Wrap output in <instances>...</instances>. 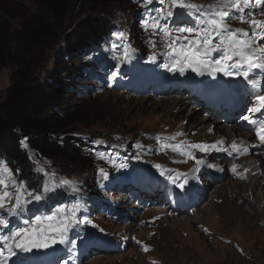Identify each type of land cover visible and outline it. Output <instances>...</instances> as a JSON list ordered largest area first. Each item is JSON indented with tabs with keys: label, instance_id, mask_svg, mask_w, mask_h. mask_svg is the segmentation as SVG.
Returning <instances> with one entry per match:
<instances>
[{
	"label": "rangeland",
	"instance_id": "obj_1",
	"mask_svg": "<svg viewBox=\"0 0 264 264\" xmlns=\"http://www.w3.org/2000/svg\"><path fill=\"white\" fill-rule=\"evenodd\" d=\"M6 1L0 0V9L6 8ZM21 2L30 13L38 9L33 0ZM191 2L221 5L208 11L227 12L225 22L232 29L248 31L250 36L252 26L247 21L264 20V7H255V0H247L250 7L242 13L232 4L242 7L243 0H231L228 7H223L225 0ZM159 7L156 0L147 8L145 0L111 2L105 9L86 7L83 12L75 11L61 20L55 41L45 46L27 44L28 73L42 83L55 80L61 84L66 68L74 73L70 77L76 90L74 100L88 115L86 123L74 134L92 139L83 152L90 159L89 166L79 164L59 172L45 156L40 155L36 160L45 172L54 173L51 179L57 185L61 180L71 181L77 189L74 192L88 198V203L81 205L76 213L77 225L91 232L105 226H112L116 231L113 243L118 246L117 250L96 256L93 253L83 263L78 260L77 252L71 250L64 259L60 257L57 264H264V173L250 177L245 168L247 157L235 152L232 155L216 150H210L206 155L205 152L195 153L196 159L205 161L197 165L194 159L169 147L181 142L185 147L197 143L211 145L221 140L223 144L218 147L229 151L233 142L247 147L246 142L256 135L253 128L239 123V115H248V109H251V106L246 107L248 102L245 100L250 85L242 76L227 77L217 73L216 76L205 74L191 79L190 69L183 75L168 71L164 66L168 61L161 55L164 51L162 34L144 27V21L155 15L150 10ZM126 8H132L131 13ZM179 11L182 10H174L173 19ZM241 16L244 22L239 19ZM87 17H98L118 29L110 49L99 54L110 63L111 73L104 77L96 75L100 73L99 67L93 68L95 75L77 69L73 55L67 63L63 61L70 54L68 46L81 38L78 33ZM184 19L190 22L187 26L194 23L191 16L186 15ZM180 26L185 25L181 23ZM170 27L174 25L170 24ZM21 29L22 19L16 17L11 22V30ZM151 42H155V48ZM258 45L264 46L259 41ZM125 46L135 51L130 59L121 63ZM89 51L82 49L80 53ZM154 52L157 60L152 62L149 57ZM17 69L16 64L0 67V97L10 87ZM144 70L154 79L150 83L141 79L144 82L141 89L131 88V78L138 84ZM253 72L259 74V70ZM253 72H250V78ZM178 81L185 86L179 85ZM167 85H173L172 94L167 95L163 90ZM257 94H264V91L255 94L256 104ZM189 96H194L195 100L190 101ZM207 99L228 102L231 112L237 115L233 124L214 117L213 110L205 104ZM239 140L243 142L240 144ZM137 144L141 147H136ZM121 164L125 167H119ZM156 164L166 165L167 169L174 170L173 174L180 172L189 177L185 192L172 190L185 177H175L177 183L173 184L167 178V172L161 175ZM209 165L218 173L201 184L195 174L200 171V166L208 168ZM233 165L237 166L235 173ZM100 169L108 173V179L103 178ZM150 179L151 182L154 179L161 181L151 184ZM167 190L176 198L166 195ZM201 199L205 204L198 209L195 203H200ZM31 204L20 219H29L36 214L29 212ZM158 209L164 213L157 214ZM83 211L89 215L86 220L77 215ZM10 219L9 228L23 226L20 219ZM6 232L2 230L0 234ZM64 245L40 249L33 258L39 261L53 259ZM9 264H23L20 252Z\"/></svg>",
	"mask_w": 264,
	"mask_h": 264
},
{
	"label": "snow or ice",
	"instance_id": "obj_2",
	"mask_svg": "<svg viewBox=\"0 0 264 264\" xmlns=\"http://www.w3.org/2000/svg\"><path fill=\"white\" fill-rule=\"evenodd\" d=\"M153 2L154 0H145V7L147 8ZM156 2L160 7L150 10L155 12V15L144 21V27L145 29L151 28L154 33L162 34L164 51L161 55L168 61L164 65L168 71L179 72L183 75L190 69L199 76L205 74L216 76L217 73H222L227 77L242 76L253 90L264 91V46L258 45V41L264 44V20L253 18L247 21L252 26L250 36L248 31L239 28L232 29L225 22L227 12L208 11L221 7L219 4L197 5L191 0H156ZM230 2L231 0H225L223 7H228ZM232 6L237 7L241 13L250 7L247 0H243L242 7L237 4H232ZM254 6L264 7V0H255ZM175 9L182 11L175 12V19H173ZM186 15L191 16L194 21L191 26H187L190 22L184 19ZM239 19L244 22L243 16ZM181 23L185 26H180ZM170 24L174 27H170ZM151 43L155 48V42ZM134 51L130 46H125L120 62L123 63L125 59H130ZM149 60L155 62L157 54L154 52ZM253 70H259V74ZM250 72H253L251 78ZM256 101V106L248 109V115H244L242 119L254 126L256 137L260 144L264 145V94H257ZM255 113H260L262 118H254ZM222 144L221 140L211 145L197 143L185 147L181 142L169 145V147L187 158L194 159L197 165L204 164L205 161L196 159L191 149H199L202 152L216 150L227 152L228 155L234 152L244 155L249 151L248 147L237 145L235 142L231 145V151L218 147ZM136 147H141V145L137 144ZM119 167H125V165L121 164ZM155 167L160 170L161 175L167 172V178L173 184L177 183L175 177H185L184 173L175 172L173 174L174 170L164 169L160 164H156ZM236 167V165L232 167L234 173ZM37 171L44 172L45 176L42 192L30 189L26 181L18 180L17 175L6 162L0 161V231L7 230L6 234H0V245H2L0 246V264H9V261L17 256V252L30 253L33 249H47L56 244L71 245L69 249L71 251L76 246V241L70 239L69 233L77 226L76 213L81 207L79 203L60 204L49 214L20 219L25 215L28 205L33 201L44 200L46 194L57 187L51 179L54 173L49 174L43 168ZM100 172L104 179H108V173L104 169H100ZM59 184L69 186L72 191H77L71 181L61 180ZM180 187H183V184ZM10 218L20 219L23 226L9 228ZM147 250L145 247V251Z\"/></svg>",
	"mask_w": 264,
	"mask_h": 264
},
{
	"label": "trees",
	"instance_id": "obj_3",
	"mask_svg": "<svg viewBox=\"0 0 264 264\" xmlns=\"http://www.w3.org/2000/svg\"><path fill=\"white\" fill-rule=\"evenodd\" d=\"M21 1L7 0L6 8L0 9V67L18 65L10 87L0 97V161L8 164L18 180L26 181L30 189L41 192L45 176L44 172L37 171L38 156L48 158L59 172L74 165L91 164L82 147L89 145L90 139L74 134L86 123L88 115L74 100L76 93L69 83V69L64 70L61 84L55 80L42 83L28 73L27 44L45 46L55 41L61 20L75 11L80 12L86 7L105 9L111 2L116 4L123 0H33L38 9L31 13ZM131 9L126 8V11L131 13ZM16 17L22 19V29L12 32L11 22ZM117 32V27L108 21L98 17L85 18L78 33L81 38L68 46L70 54L64 63L73 55L77 69L83 66L82 63L109 65L105 58L93 55L106 53ZM82 49L93 51L84 56L80 53ZM56 197L70 203L73 196L56 187L45 199L54 201Z\"/></svg>",
	"mask_w": 264,
	"mask_h": 264
},
{
	"label": "bare ground",
	"instance_id": "obj_4",
	"mask_svg": "<svg viewBox=\"0 0 264 264\" xmlns=\"http://www.w3.org/2000/svg\"><path fill=\"white\" fill-rule=\"evenodd\" d=\"M111 43H112V42H109L108 50L110 49V45H111ZM103 67H108V66H103ZM196 76H197L196 73L191 72V74H190V78H191V79L195 78ZM142 82H143L142 80H139V83L137 84V86H136V88H135L136 90L141 88ZM178 84H179V85H182V86H185V84H184L183 82H181V81H178ZM80 137H81V136H80ZM87 140H88V139H87ZM84 143H85V142H84ZM92 145H93V144H92ZM95 146H96V145H95ZM101 149H102V148H101ZM98 150H100V149H98ZM103 152H106V151H103ZM103 152H102V153H103ZM100 153H101V152H100ZM257 161L259 162V164H262V162H263L262 159H258ZM33 183H34V182H33ZM40 183H41V182H40ZM31 185H32V184H31ZM39 185H40V184H39ZM34 186H35V185H34ZM253 186H254V185H253ZM31 187H32V186H31ZM256 190H257V189H256ZM251 191H252V190H251ZM260 191H261V190H260ZM254 192H255V191H254ZM259 193H261V192H259ZM263 193H264V192H263ZM243 194H244V193H243ZM245 195H246V194H245ZM259 196H260V195H259ZM159 212H161V210H159ZM181 225H182V224H181ZM183 228H184V227H183ZM100 251H101V250H100Z\"/></svg>",
	"mask_w": 264,
	"mask_h": 264
}]
</instances>
